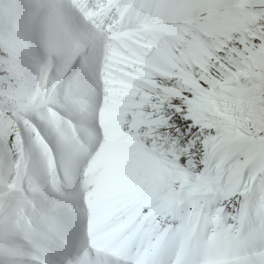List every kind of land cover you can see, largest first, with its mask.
<instances>
[{
	"label": "snow or ice",
	"instance_id": "6c2138e0",
	"mask_svg": "<svg viewBox=\"0 0 264 264\" xmlns=\"http://www.w3.org/2000/svg\"><path fill=\"white\" fill-rule=\"evenodd\" d=\"M63 10L85 51L62 75L0 53V264H79L43 241L65 214L87 236L102 187L137 227L193 208L243 219L240 264H264V0Z\"/></svg>",
	"mask_w": 264,
	"mask_h": 264
},
{
	"label": "bare ground",
	"instance_id": "6f19581e",
	"mask_svg": "<svg viewBox=\"0 0 264 264\" xmlns=\"http://www.w3.org/2000/svg\"><path fill=\"white\" fill-rule=\"evenodd\" d=\"M68 3L74 4L75 0H0V53L14 49L23 62L37 69L47 55L53 54L55 70L62 75L67 71L59 67L63 58L76 43L84 42L81 25L63 10ZM201 25L209 32L217 28L211 21H202ZM41 134L47 136L45 130ZM32 175L43 188V176L35 164ZM25 187H29L27 179ZM93 207L90 238L80 231L78 242L70 245L57 230L46 236L45 246L53 251L67 250L76 259L89 239L92 264L100 260L101 264H240L248 255L243 219L229 222L210 215L204 208H193L175 218L169 214L152 215L137 227L124 222L125 209L105 187L93 197ZM98 249L120 257L113 260Z\"/></svg>",
	"mask_w": 264,
	"mask_h": 264
},
{
	"label": "clouds",
	"instance_id": "9594fccd",
	"mask_svg": "<svg viewBox=\"0 0 264 264\" xmlns=\"http://www.w3.org/2000/svg\"><path fill=\"white\" fill-rule=\"evenodd\" d=\"M87 128L88 126L85 125ZM90 130V129H89ZM62 240L68 244H74L78 242L80 237V231L73 227L72 219L70 214H65L62 222V226L59 229Z\"/></svg>",
	"mask_w": 264,
	"mask_h": 264
}]
</instances>
